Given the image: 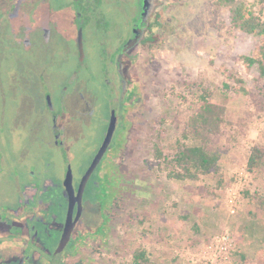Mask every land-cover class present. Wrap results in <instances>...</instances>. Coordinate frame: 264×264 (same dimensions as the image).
<instances>
[{"label": "rangeland", "instance_id": "1", "mask_svg": "<svg viewBox=\"0 0 264 264\" xmlns=\"http://www.w3.org/2000/svg\"><path fill=\"white\" fill-rule=\"evenodd\" d=\"M117 1L102 7L106 8L105 29L88 23L82 15L86 59L79 68L81 53L79 57L72 39L79 38L78 22L72 19L81 12V3L49 0L48 7L41 0H30L27 20L23 14L11 17L13 2L0 0V19L10 17V24L15 25L24 20L29 26L49 27L45 15L53 8L62 11L58 32L55 28L59 37L50 45L57 48V55L53 57L48 50L43 54L46 50L39 35H33L26 57L34 71L43 69L48 57L52 60L46 84L52 89L55 105L61 110L64 105L73 109L74 116L61 141L51 126L45 128L46 144L25 146L19 138L12 141L14 130L1 129L6 140L0 144V211L20 205L33 172L40 174L47 169L48 176L61 178L70 166L87 167L97 146L109 141L104 127L114 123L110 99L114 96L119 101L121 94L111 54L118 32L115 24H110L123 23L130 10L122 0ZM163 1L156 39L141 46L131 68L140 89L138 101L129 112L126 108L116 112L118 124L124 118L126 124L122 138L110 139L109 144L113 152L121 146L110 159L101 158L100 167L105 165L106 169L97 173L94 191L74 215L76 244L68 250H76L66 264H130L140 249L158 264H204L213 238L227 230L234 240L232 264L239 263L242 253L253 261L264 257V166L256 171L248 166L252 149H264V80L257 67L248 68L242 59L253 54L259 37L237 28L228 7L219 6L216 0ZM251 1L256 10L264 12V0ZM96 4L101 6L97 0ZM24 55L22 46L0 37V115L5 120L14 114L17 104L25 105L19 96L24 92L23 84L8 91L12 75L27 71L25 61L18 60ZM44 55H48L46 59ZM73 72L78 75L71 77ZM69 78L74 81H66ZM114 78L118 85L111 89L106 81ZM60 83L62 87L69 85L64 101L57 98ZM74 89L95 103L92 120L74 111L85 103ZM203 89L210 91L213 102L227 108L226 121L212 139V147L220 153L218 167L195 180L169 178L172 166L168 161L177 152L179 141L187 143L183 132L194 113L192 103ZM82 132L88 140L81 138ZM234 192L239 200L232 212L230 197Z\"/></svg>", "mask_w": 264, "mask_h": 264}, {"label": "flooded vegetation", "instance_id": "2", "mask_svg": "<svg viewBox=\"0 0 264 264\" xmlns=\"http://www.w3.org/2000/svg\"><path fill=\"white\" fill-rule=\"evenodd\" d=\"M74 1L82 5V8H80L81 12L78 11L79 14L72 19L74 23L78 22L77 34H79V38L78 36L76 38L72 37L73 44L77 47L79 57L80 53L83 52L81 58L78 57L79 60H82L78 62L80 68V65L85 64L86 59L84 49L85 32L84 27L81 26L83 25L82 15L86 16L88 23L97 25L99 29L102 27L105 29L103 18L106 15V8L103 9L102 7L108 4L113 6L118 1L97 0L101 6L96 4V0ZM122 1L127 7L126 10L130 9L126 14V19L121 24L116 23V21L110 24V26L115 24V30L118 32L111 47V54L120 85L117 84L115 78L107 79L106 83L110 85L111 89L112 85L113 87L118 85L121 91L119 101L114 96L112 100L110 99L114 109L111 121H114L115 124L110 121L111 124L108 127L106 125L104 127L105 139L110 138L111 141L113 138L117 140L122 138L121 130L123 131V126L126 124L125 118L123 123L120 124L119 121L118 124L117 119L119 120V117L116 112L119 111L120 113L122 108H126L127 112H129L132 105L138 101L140 91L138 80H133V74L131 73L133 60H136L139 49L144 43L152 42L156 39L155 29L158 28L161 9L165 5L163 0ZM11 3L13 5V10L10 13L11 17L15 16L14 14H18V16L23 14L26 15L23 17L27 19L26 10L31 8L30 0H11ZM41 3L51 7L49 0H41ZM59 11L61 10L53 8L50 14L45 15V19L50 23L49 27L45 25L29 26V24L24 23L23 18L19 25L10 24V17H1L0 19L1 40L6 38V41L22 46L25 55L23 59L19 57L18 60L25 61L24 64L27 70L26 72L12 75V83H10L8 91L11 93L14 90H18L19 86L23 84L24 92L19 96L25 100V105L22 107V105L17 104L14 114L7 120L0 115V144L6 140L1 132V129L5 127L16 132V137H9L13 142L19 138V141L24 143L25 146L35 142L46 144L48 139L43 136V131L48 126H51L52 132L61 141L64 131L72 122L71 119H74V116L71 115L73 109H68L69 107L64 105V110H61L55 105L52 89L46 84L45 79L50 75V72L48 73L47 71V66L52 60H48L49 57H46L48 55H44V59L47 58L44 68H41L40 71H34L36 69H33L31 60L26 57L33 45V35H39L40 44L46 50L43 51V54L50 51L53 57L57 55V48L51 47V49L50 45L53 44L52 41L59 37L57 27L62 18H60ZM137 36L139 37L138 43L129 48V45L131 46L129 42H132ZM73 75L77 76L78 73L73 72L70 76L73 77ZM72 80L74 81V79L69 78L66 81H71L72 83ZM43 85H47V89ZM32 86L36 88L32 89ZM74 90L79 96L78 99L85 101L83 106H77L74 111L88 119L92 120L95 118L97 108L92 98L87 97L80 90ZM54 91L57 92V88ZM68 93L69 85L63 87L61 85L57 92V98L64 101ZM67 114L69 117L65 118L64 115ZM103 120L107 121V117H103ZM85 123L88 124V121H85ZM118 129L119 133H117ZM81 138L88 140V137L83 132ZM110 139L108 142L104 141L97 146V150L92 154L91 161L85 168L70 166L67 174L61 178L48 176L47 169L40 172V174L32 173L34 178L28 181L29 184H25V199L22 200L20 205L0 211V264H53L55 253L69 221L70 238L59 254V264H66L70 254L76 250V247L73 250H68L70 246L74 247L76 244L73 226L74 215L79 214L83 208V203L86 199H89L91 191H94L96 187L94 179L98 178L97 173L104 172L106 169L105 165H103L102 169L100 167L101 158L106 156V158L109 157L110 159L111 155H114L121 146L119 145L113 152V147L109 144L111 142ZM4 168L2 166L1 170H4ZM119 171L121 170L119 169ZM77 172L81 174V178L75 177ZM111 184L113 186V182Z\"/></svg>", "mask_w": 264, "mask_h": 264}, {"label": "trees", "instance_id": "3", "mask_svg": "<svg viewBox=\"0 0 264 264\" xmlns=\"http://www.w3.org/2000/svg\"><path fill=\"white\" fill-rule=\"evenodd\" d=\"M219 6L228 7L233 24L250 34L259 37V44L252 55H244L242 59L248 68L257 67L260 79L264 80V12L256 10L251 0H216ZM242 81V80H239ZM241 85V84H240ZM240 89L247 92L242 85ZM226 99V98H225ZM194 113L183 132L187 143L178 142V150L168 163L172 170L169 178L195 180L202 174H208L218 167L220 153L212 147L213 135L221 131L226 121V105L211 100L210 91L203 89L202 94L192 103ZM162 155L159 150V156ZM249 170L256 171L264 166V149L256 146L248 159ZM130 264H158L152 262L146 250L140 249L134 254ZM238 264H264V257L251 260L242 253Z\"/></svg>", "mask_w": 264, "mask_h": 264}, {"label": "built area", "instance_id": "4", "mask_svg": "<svg viewBox=\"0 0 264 264\" xmlns=\"http://www.w3.org/2000/svg\"><path fill=\"white\" fill-rule=\"evenodd\" d=\"M238 193L230 197L231 211L235 212L238 207ZM234 240L232 234L227 230L216 235L208 246L207 255L204 257V264H232V251Z\"/></svg>", "mask_w": 264, "mask_h": 264}, {"label": "water", "instance_id": "5", "mask_svg": "<svg viewBox=\"0 0 264 264\" xmlns=\"http://www.w3.org/2000/svg\"><path fill=\"white\" fill-rule=\"evenodd\" d=\"M138 39L139 37H135L134 40L132 42H129V44H131V46L129 45V48L130 47H133L134 45H136L138 43ZM83 55V52H81V56ZM70 238V230H69V221L67 222V225H66V228H65V231H64V234H63V237H62V240L58 246V249L55 253V257H54V260H53V264H59V254H60V251L61 249L68 243V240Z\"/></svg>", "mask_w": 264, "mask_h": 264}]
</instances>
